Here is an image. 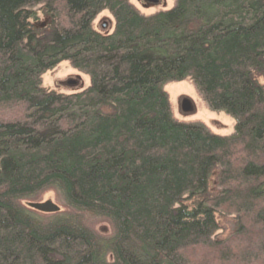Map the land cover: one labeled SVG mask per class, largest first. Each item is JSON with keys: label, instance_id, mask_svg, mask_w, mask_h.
Instances as JSON below:
<instances>
[{"label": "trees", "instance_id": "1", "mask_svg": "<svg viewBox=\"0 0 264 264\" xmlns=\"http://www.w3.org/2000/svg\"><path fill=\"white\" fill-rule=\"evenodd\" d=\"M103 11L110 34L93 29ZM65 61L88 88H42ZM187 78L232 135L173 120L163 87ZM260 79L264 0L147 17L127 0H0V264H264ZM47 192L64 210L29 206Z\"/></svg>", "mask_w": 264, "mask_h": 264}, {"label": "rangeland", "instance_id": "2", "mask_svg": "<svg viewBox=\"0 0 264 264\" xmlns=\"http://www.w3.org/2000/svg\"><path fill=\"white\" fill-rule=\"evenodd\" d=\"M127 1L140 15L145 17L169 11L175 6V0H159L157 4H149L144 0ZM42 19L44 21V18L41 16ZM103 23L107 25L106 29H102ZM114 25V18L108 11L101 12L93 21V29L102 34L112 33ZM259 81L262 84L264 83L262 79ZM89 85V77L73 69L67 61L59 63L55 68L47 71L41 77L42 88L64 95L82 92ZM163 91L167 95L170 113L174 121L182 124H200L210 133L221 137L234 133L235 120L223 112L211 111L189 78L180 82L168 83L163 87ZM184 99L188 100L191 104L189 112H183L181 109V103ZM211 184L213 183L211 182ZM40 202H48L56 207L57 210H64V202L55 192L45 193L41 197ZM31 205L29 204V206ZM217 220L219 230L216 232L215 238L217 241H226L231 236L233 226L232 216L217 215ZM87 221L98 233L105 236L110 235V227L106 222L88 217Z\"/></svg>", "mask_w": 264, "mask_h": 264}, {"label": "water", "instance_id": "3", "mask_svg": "<svg viewBox=\"0 0 264 264\" xmlns=\"http://www.w3.org/2000/svg\"><path fill=\"white\" fill-rule=\"evenodd\" d=\"M146 3L149 4H157L159 0H144ZM106 24L103 23L102 24V29H106ZM72 84V83H71ZM181 109L183 112H189L191 110V104L188 100L184 99L181 103ZM32 209L38 210V211H43V212H53L56 211V207H54L53 205L49 204V203H45V204H32L30 206Z\"/></svg>", "mask_w": 264, "mask_h": 264}]
</instances>
